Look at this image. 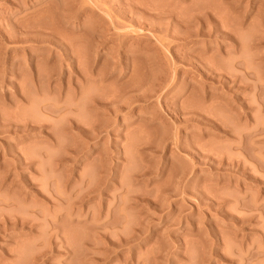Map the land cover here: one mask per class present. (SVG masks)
Instances as JSON below:
<instances>
[{
	"label": "rangeland",
	"instance_id": "1",
	"mask_svg": "<svg viewBox=\"0 0 264 264\" xmlns=\"http://www.w3.org/2000/svg\"><path fill=\"white\" fill-rule=\"evenodd\" d=\"M0 264H264V0H0Z\"/></svg>",
	"mask_w": 264,
	"mask_h": 264
}]
</instances>
